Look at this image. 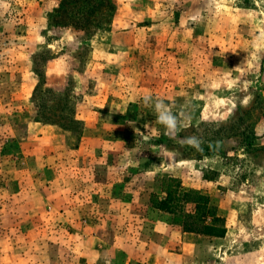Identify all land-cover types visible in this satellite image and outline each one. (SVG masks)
<instances>
[{"label":"rangeland","instance_id":"rangeland-1","mask_svg":"<svg viewBox=\"0 0 264 264\" xmlns=\"http://www.w3.org/2000/svg\"><path fill=\"white\" fill-rule=\"evenodd\" d=\"M61 1L0 0V264H264V0H114L88 31ZM166 177L225 237L152 208Z\"/></svg>","mask_w":264,"mask_h":264},{"label":"trees","instance_id":"trees-1","mask_svg":"<svg viewBox=\"0 0 264 264\" xmlns=\"http://www.w3.org/2000/svg\"><path fill=\"white\" fill-rule=\"evenodd\" d=\"M115 10L114 0H62L50 12L48 21L55 27L101 30L111 24ZM97 17L101 19L97 21ZM69 120L80 128V121ZM79 133L80 131L77 133V141L81 136ZM161 182L162 195L151 194L153 209L178 218L183 233L209 238L225 237V219L218 216L216 208L210 205L209 196L194 189L183 190L180 181L173 177L163 178Z\"/></svg>","mask_w":264,"mask_h":264}]
</instances>
